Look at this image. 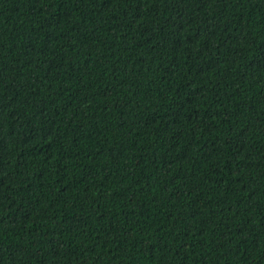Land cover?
Wrapping results in <instances>:
<instances>
[{"label": "trees", "instance_id": "trees-1", "mask_svg": "<svg viewBox=\"0 0 264 264\" xmlns=\"http://www.w3.org/2000/svg\"><path fill=\"white\" fill-rule=\"evenodd\" d=\"M0 264H264V0H0Z\"/></svg>", "mask_w": 264, "mask_h": 264}]
</instances>
